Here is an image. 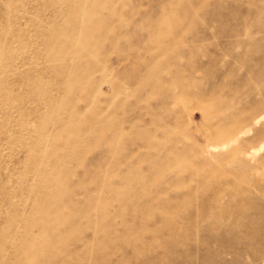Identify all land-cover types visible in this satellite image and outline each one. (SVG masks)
Instances as JSON below:
<instances>
[{"label":"rangeland","instance_id":"obj_1","mask_svg":"<svg viewBox=\"0 0 264 264\" xmlns=\"http://www.w3.org/2000/svg\"><path fill=\"white\" fill-rule=\"evenodd\" d=\"M0 264H264V0H0Z\"/></svg>","mask_w":264,"mask_h":264}]
</instances>
